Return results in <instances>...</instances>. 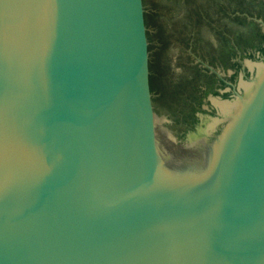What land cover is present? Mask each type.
I'll list each match as a JSON object with an SVG mask.
<instances>
[{
  "label": "water",
  "instance_id": "water-1",
  "mask_svg": "<svg viewBox=\"0 0 264 264\" xmlns=\"http://www.w3.org/2000/svg\"><path fill=\"white\" fill-rule=\"evenodd\" d=\"M147 12L145 0H46L49 29H44L55 34V45L52 36L51 41L57 48L49 63L58 83L53 131L58 142L47 147L49 169L44 174L52 179L58 206L52 224L60 221L65 232L61 240L29 234L9 197L2 195L0 264H207L209 254L215 257L212 264H264V104L255 117V131L239 148L247 155L244 161L236 159V181L229 177L231 171L224 174L223 190L224 181L216 180L219 208L225 210L219 211L207 236L212 242L199 252L204 258L192 260V250L177 245L171 208L160 196L158 144L175 143L186 153L194 137L216 141L228 121L216 105L215 115L203 118L183 137L168 125L156 105ZM257 21L264 26L262 19ZM247 64L255 68L249 67V77L240 73L234 96L218 100H241L245 85L257 80L264 55L244 60ZM3 103L0 96V171L4 176L11 172L16 180V172L25 167L19 150L11 156L14 148L4 139L8 121ZM216 118L221 119L218 128L208 132L206 121ZM194 150L192 163L197 164L207 149ZM8 157L15 158V165L9 166L10 160L4 164ZM71 176L81 182L73 184L74 196L64 204L59 191L68 195L63 182ZM216 181L207 178L208 185ZM228 184L235 189L228 191ZM15 185L17 190L25 187Z\"/></svg>",
  "mask_w": 264,
  "mask_h": 264
},
{
  "label": "bare ground",
  "instance_id": "bare-ground-1",
  "mask_svg": "<svg viewBox=\"0 0 264 264\" xmlns=\"http://www.w3.org/2000/svg\"><path fill=\"white\" fill-rule=\"evenodd\" d=\"M45 27L49 29L46 0H0V96L8 121L4 139L10 150L14 148L11 156L19 150L25 167V171L16 172V180L11 177V172L4 176L5 172L0 171V196L6 194L9 197L14 215L29 229V234L41 239L61 240L65 230L60 221L57 225L52 224L58 216L52 179L49 174L48 177L44 174L49 169L47 147L53 148V142H58L57 137L53 136V131L57 129L55 86L58 83L54 82V70L49 63V54L51 60L57 48L54 46L55 34L52 32L54 36L51 35L50 31L45 33ZM249 65L251 69L255 68L254 64ZM252 83L245 85L246 94L237 102L227 103L213 98L214 104L228 121L216 141L208 143L204 137H194L186 153L175 148V143H169L168 146L161 141L158 144L160 196L165 198L164 203L171 208L177 245L181 244L184 250H192L195 255L190 258L192 260L204 258L203 252H199L212 242V238L207 242V236L209 232L210 237L212 235L217 224V220H214L220 216L219 211L224 213L225 210V207L219 208L220 191L215 187L217 181H224L220 187L222 190L226 188L228 174L236 181L235 173H232L236 159L244 161L246 158L247 153L240 152L239 148L245 138H249L250 132L255 131V117L264 104V64L259 66L258 78ZM220 120L208 119V132L218 128ZM160 134L167 136V132L162 130ZM194 147L202 151L207 149L200 156L202 158L196 159L197 164L192 163ZM9 160V166L16 161L8 157L4 164H8ZM202 162L205 163L204 168ZM228 171L231 172L224 176ZM207 178L217 181L211 186ZM45 180H48L46 186H50L47 189ZM79 181L81 178L78 180L71 176L63 182V187L65 184L69 189L68 195L63 189L59 191L65 197L64 204L72 200L73 184L77 185ZM14 182L18 186L19 183L20 186L21 183L25 184V187L21 186L17 190ZM229 184L227 188L231 192ZM230 192L226 198H229ZM71 210L73 212V207ZM207 259V264L215 263V257L211 254Z\"/></svg>",
  "mask_w": 264,
  "mask_h": 264
},
{
  "label": "flooded vegetation",
  "instance_id": "flooded-vegetation-1",
  "mask_svg": "<svg viewBox=\"0 0 264 264\" xmlns=\"http://www.w3.org/2000/svg\"><path fill=\"white\" fill-rule=\"evenodd\" d=\"M145 2L147 4L148 0H145ZM260 12L261 15L259 18H257L258 11H252L251 13L255 16L254 18L262 19L264 21V11ZM157 13L158 12H156L155 9H151V11L148 9L147 12L148 22L149 24L156 26V33L158 34L159 39H157L159 44L152 43V56L153 52L157 50H166L167 52V47L170 43V40L165 36V33L162 30L163 25L159 22ZM238 14L239 5L236 7L234 19H236ZM184 19L189 28L188 20L186 18ZM237 23L236 19L233 30H230L229 28H218L215 30L214 27L213 30L211 26L210 30H207L197 23L193 24V31L188 35V46L194 53V55L188 54L193 60L191 65L194 70L190 72L192 76H186L188 77L187 79L183 78L185 75L182 77L180 76L178 77L179 81L177 82V77L174 74L175 82H173L172 86L173 88H175L174 86H180L183 89V91L180 90L174 92L175 99L177 101L179 100V113L181 117L184 119L191 118L187 124L180 123L177 127L175 125L171 126L180 137L185 136L186 133L194 128L196 124H199L203 118L212 116L207 113L209 111L207 104H210V106H213L216 109L217 106L214 104L213 98L225 100L234 96V90H236L238 86V76H240L241 72L250 75L248 67L243 65L245 59L242 61V66L239 70V64L242 57L237 44ZM261 26L264 28L262 24ZM182 30L186 32L185 28H182ZM184 39L186 40L188 38L184 37ZM262 46L264 47V43ZM181 48L184 49V47ZM250 50L251 59L259 58L264 55L258 49ZM197 57H200L202 60H195ZM207 90H210V92L208 91L209 93H206ZM160 94L162 93H156V105L159 112L162 107ZM165 104L168 105L167 101H165ZM166 112L170 111L166 110ZM185 130H187L186 133Z\"/></svg>",
  "mask_w": 264,
  "mask_h": 264
},
{
  "label": "rangeland",
  "instance_id": "rangeland-1",
  "mask_svg": "<svg viewBox=\"0 0 264 264\" xmlns=\"http://www.w3.org/2000/svg\"><path fill=\"white\" fill-rule=\"evenodd\" d=\"M148 0L147 6L148 9H155L157 18L159 22L163 25L162 30L165 33V36L170 40V43L167 47V52L171 57L172 70L171 74L174 72L176 75V80L179 81L178 77L183 75L192 76L190 72L194 70L191 63L193 62L192 58L188 54L194 55L189 44V36L193 29L192 26L194 23L203 26L204 29L217 30L218 28H229L233 30L235 21L234 15L236 11L237 2L235 0ZM152 15V14H151ZM186 18L189 22V28L185 23ZM151 29V38L153 44H159L157 42L158 34L156 26L149 24ZM214 27V28H213ZM185 28L186 32L182 30ZM232 32V31H229ZM186 34V35H185ZM187 37L188 39H184ZM159 40V39H158ZM181 47H184L182 49ZM260 58V57H259ZM257 58V59H259ZM194 59V58H193ZM249 59V58H245ZM251 59V58H250ZM195 60H202L200 57H197ZM194 60V61H195ZM248 65V64H247ZM251 66L248 65L250 70ZM251 73V72H250ZM250 75H247L249 77ZM245 77V76H244ZM245 77V78H247ZM240 81V76H238V83ZM173 80L168 81V87L171 89V92L183 91L180 86H174ZM161 98V94H160ZM174 100H176L174 98ZM165 104V99L162 100V107L160 113L167 118L169 126H179L180 123L187 124L191 118H183L179 113V101L177 103L167 102ZM209 115H215L217 109L210 104H207ZM170 112H166V110ZM212 110V111H211ZM172 128V127H171ZM175 129V128H174ZM187 130H185V133Z\"/></svg>",
  "mask_w": 264,
  "mask_h": 264
},
{
  "label": "trees",
  "instance_id": "trees-1",
  "mask_svg": "<svg viewBox=\"0 0 264 264\" xmlns=\"http://www.w3.org/2000/svg\"><path fill=\"white\" fill-rule=\"evenodd\" d=\"M236 1L238 2L239 5V14L237 15L236 19L238 22L237 44L242 57L241 62L239 64V70H240L242 66V61L245 58H251L250 49H258L264 54V47L262 46V44L264 43V28H262L260 22L256 20L261 15L260 11L262 12L264 11V0H236ZM252 11H258L257 18H254L255 16L251 13ZM171 68H172L171 57L169 56L168 52H166V50L163 51L157 50L153 52V58H152L153 87L155 89V93L163 94V95L161 94L162 100L165 99V101L170 103L173 101H177V100H173V98H175V94L172 93L171 89L168 87L169 84L168 81L174 79V72L172 74L170 73L172 70ZM183 78L187 79L188 77H186L185 75L183 76ZM208 91L210 92V90H207L206 93Z\"/></svg>",
  "mask_w": 264,
  "mask_h": 264
}]
</instances>
